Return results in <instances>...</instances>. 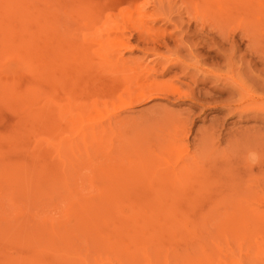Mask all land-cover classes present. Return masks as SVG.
I'll use <instances>...</instances> for the list:
<instances>
[{"label": "rangeland", "instance_id": "obj_1", "mask_svg": "<svg viewBox=\"0 0 264 264\" xmlns=\"http://www.w3.org/2000/svg\"><path fill=\"white\" fill-rule=\"evenodd\" d=\"M228 262L264 264V0H0V264Z\"/></svg>", "mask_w": 264, "mask_h": 264}, {"label": "bare ground", "instance_id": "obj_2", "mask_svg": "<svg viewBox=\"0 0 264 264\" xmlns=\"http://www.w3.org/2000/svg\"><path fill=\"white\" fill-rule=\"evenodd\" d=\"M6 7L8 8V5H6ZM7 8H6V9H7ZM10 10H13V9H10ZM6 11H7V10H6ZM6 11H5V12H6ZM8 11H9V10H8ZM155 11H156V10L152 11L151 13H149V14L146 16V20H145L144 22H143V21L140 22V23H141V26H142V24H144V26H145L146 23H148V22L151 21L150 18L154 15V12H155ZM157 14H158V13H157ZM156 17H157V15H155L154 18L152 17V19L155 20ZM138 21H141V20H138ZM136 22H137V21H136ZM136 24H139V23L137 22ZM108 26H109V25H108ZM108 26H107V28H108ZM112 26H113V27H112ZM112 26H110V27H111V28H115V29H117V27H119L118 30H120V26H117V27H116V26L114 27V25H112ZM124 26H125V25H124ZM124 26H123V27H124ZM137 26H139V25H137ZM147 27H149V26H147ZM139 28L141 29L142 27L139 26ZM149 28L151 29V28H153V27L151 26V27H149ZM108 29H110V28H108ZM115 29H114V32H117V30L115 31ZM123 29H124V28H123ZM137 29H138V28H137ZM106 30H107V29H106ZM111 30H112V29L108 30V32H107L108 35H107V37H105V38H107V40H108V39H112V40L117 39V40H115L116 43H117V47H118V48H119V47L126 48V47H127V45H126V42H127V41L125 42V41L123 40V38L120 37V35H119V34H123V35H124V33L121 31L122 33H119V34H118V33H115L114 36L112 35V36H113V37H112V36L110 35V34L112 33ZM134 30H135V29H134ZM146 30H148V32H149V29L146 28ZM146 30H145V32H144L145 34L148 33V32L146 33ZM109 31H110V33H109ZM112 31H113V30H112ZM138 31H139V30H138ZM150 31H151L150 34H152V33H153V32H152L153 29H151ZM119 32H120V31H119ZM150 34L148 33V34L146 35V37H147V36H150ZM154 34H155V33H154ZM105 35H106V33H105ZM123 35H121V36H123ZM99 36H101V35H99ZM109 37H111V38H109ZM146 37H145V38H146ZM100 38H101V37H100ZM119 38H122V39H119ZM150 38H151V37H150ZM102 39H104V38H102ZM112 52H113V51H112ZM111 54L114 55L115 53H111ZM112 55H111V57H112ZM119 58H120V57H119ZM115 59H116V57H115ZM117 60H119V59H117ZM115 62H116V61H115ZM114 64H115V63H114ZM117 64H119L118 61H117ZM144 83H145V84H144ZM144 83H143V86H140V88H138V89H135V90H132V89H131V90L127 91V93H126V94H127V96H126L127 99H126V98H125V99L128 100V101H127L128 104H130L131 100L133 101L134 98H140V97H143V96H146V95H147L146 97H148L149 95H151V96L153 95V96H154L155 94H158V93L161 92V91H162V92H165V91L162 89L164 85L159 86L160 84L158 85V84H157L156 82H154V81H149V82H144ZM160 87H161V88H160ZM164 88H165V90L167 89L166 87H164ZM127 89H128V88H127ZM170 89H171V88H170ZM162 92H161V93H162ZM167 92H168V91H167ZM171 93H172V91H171ZM131 95H132V96H131ZM143 98H144V97H143ZM137 101H138V100H137ZM175 177H176V176H175ZM255 194H256V193H255ZM257 194H259V193H257ZM260 197H261V196L259 195V199H260ZM257 200H258V199H257ZM229 262H230V261H229ZM229 262H228V263H229ZM232 263H233V262H231V264H232ZM229 264H230V263H229Z\"/></svg>", "mask_w": 264, "mask_h": 264}]
</instances>
